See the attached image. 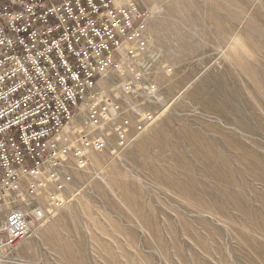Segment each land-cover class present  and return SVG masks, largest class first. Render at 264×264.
<instances>
[{"label": "rangeland", "instance_id": "obj_1", "mask_svg": "<svg viewBox=\"0 0 264 264\" xmlns=\"http://www.w3.org/2000/svg\"><path fill=\"white\" fill-rule=\"evenodd\" d=\"M139 3L150 12L146 63L134 74L121 63L100 81L97 102L119 100L132 109L133 121L152 110L160 111L161 118L126 148H117L111 137L106 150L91 153L87 168L74 171L64 207L21 244L0 250V264L264 263L244 242L254 233L244 220L245 209H235L218 192L223 185L229 188L216 180L223 170L206 164L205 148L188 144L196 135L215 145L207 153L224 155L217 142L225 130L249 146L242 151L247 158L254 152L264 158V0L230 5L239 25L223 8L228 0ZM212 13L226 22L216 24ZM251 17L252 35L246 28ZM191 22L211 41L202 40L206 50L186 55L189 37L201 40ZM238 43L244 48L237 49ZM247 61L253 63L254 94L245 86L247 76L238 74L237 65ZM137 76L157 84L154 94L123 91ZM236 93L243 97L240 101L231 99ZM212 96L217 100L210 104ZM250 107L260 118L248 113ZM73 124L77 126H71L68 136L78 141L75 133L83 127V115ZM234 160L229 158V171L242 205L264 218V182ZM8 212L0 214V228ZM219 212L234 217L236 231Z\"/></svg>", "mask_w": 264, "mask_h": 264}, {"label": "built area", "instance_id": "obj_2", "mask_svg": "<svg viewBox=\"0 0 264 264\" xmlns=\"http://www.w3.org/2000/svg\"><path fill=\"white\" fill-rule=\"evenodd\" d=\"M149 10L139 0H7L0 4V250L14 248L54 217L74 171L111 137L124 149L162 116L137 121L117 99L97 102L99 83L125 61L134 74L150 52ZM126 85V86H125ZM140 79L124 92L152 95ZM83 115V127L64 131Z\"/></svg>", "mask_w": 264, "mask_h": 264}, {"label": "bare ground", "instance_id": "obj_3", "mask_svg": "<svg viewBox=\"0 0 264 264\" xmlns=\"http://www.w3.org/2000/svg\"><path fill=\"white\" fill-rule=\"evenodd\" d=\"M228 1L230 2L228 4V6H225L223 8H225L228 11V13L230 14V17L233 19L234 24L239 25L240 17L236 15V12L234 9H230V5L239 7L241 5V0H236L235 2H233L231 0H228ZM205 5H206V3H205ZM218 5H219V7H221V4H218ZM212 15L215 16V18H216V22H217L216 24H221L223 21L226 22L225 17L220 18L215 13H212ZM190 20L191 19H187L188 22ZM191 24H192V28H194L196 31H199L200 36H201V40L200 39H194L192 36H190L189 40H188L190 44L185 49L186 55L196 54L199 51L202 52V51L206 50L207 49L205 47L206 45L204 46V43L202 44V40H210L205 36L204 32H202L200 25H197V24L192 23V22H191ZM246 28H248V32L251 35L254 33V18L253 17L250 18V21L246 25ZM236 39H237V41L242 40L243 39L242 35ZM242 47L244 48V44H241V43L237 44V49H240ZM239 54L240 53H238V55ZM252 64L253 63L251 61H247L246 66H243L242 64H239L237 66H238V74L241 76H245V77L247 76L245 86L250 91L249 93L254 94V88H255L254 85L256 83V78L254 79V72H251V70H250L253 66ZM248 76H249V78H248ZM255 76H259V74L255 73ZM217 97H218V99L220 98V96H217ZM241 98H243V97L240 95V93H236L233 95V98H231V99L240 101ZM216 100H217V98L215 96H212L211 98H209L208 103L211 104L212 102H215ZM221 112L222 111H220V115L222 116L223 112L222 113ZM248 113L251 115L258 114V113H256V111L252 107L249 108ZM256 116L257 117L259 116V118H260V115H256ZM70 129H71V126L67 127L64 131V135H66L65 136L66 139H71L68 136V131ZM218 134L221 136L220 137L221 143L217 142V144H218V147H221V149L224 151V153H225L224 155L213 156L211 154L212 152L207 153V151L215 150L216 149L215 145L211 144V142L202 140L200 137H198L196 135H194L190 138L188 144L193 145V146L197 147L198 149L205 148V150H206V161H207L206 164L210 163L211 165L219 167L223 170L222 174H219L218 176H216V178H217L216 180L220 181V183L228 184L229 188L224 187V185H223V186L218 188V192L220 193L221 197L225 198L226 201L229 202V205H233L235 207V209L240 210V211L242 208L245 209L243 211L244 212L243 213L244 214V220L247 221V223L252 226L254 233H253V237H250L249 239L245 240L244 242L248 246L252 245L253 250H254V255H257V257H260L261 260L264 262V218L262 216L256 214V213H254L253 211L249 210L248 206L245 205L244 203L242 205V197H241L242 193H241L240 189L235 185V181H234V179L231 176L230 171H229V166H230L229 158L233 157L235 159L234 160L235 164L241 165L242 168L245 169L246 171L248 170L249 172H254L255 180L264 182V158L262 155H259L255 152L253 153V156L251 158H247L242 151L245 148H249V146L239 142V140H237L236 138L228 137L225 130L224 131L220 130ZM231 151H233V153H230ZM189 173L190 172H188V174ZM185 194H191V193L186 192ZM219 213H220L219 214L220 217L225 219V224L228 227L231 226L236 231L238 227L236 226L234 217L228 216L224 212H219ZM60 222L61 221H59V223ZM258 235H260V236H258ZM238 236H239V234H238ZM60 249L63 250L62 248H60ZM60 249H58L59 254H60V252L62 253V251H59ZM66 252H67V250H66ZM65 256H66V254H65Z\"/></svg>", "mask_w": 264, "mask_h": 264}, {"label": "crops", "instance_id": "obj_4", "mask_svg": "<svg viewBox=\"0 0 264 264\" xmlns=\"http://www.w3.org/2000/svg\"><path fill=\"white\" fill-rule=\"evenodd\" d=\"M7 0H0V4H2V3H4V2H6Z\"/></svg>", "mask_w": 264, "mask_h": 264}]
</instances>
